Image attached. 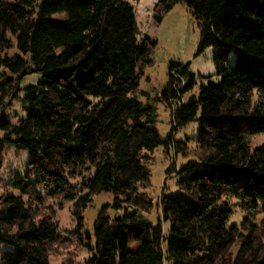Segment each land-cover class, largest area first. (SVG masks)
I'll use <instances>...</instances> for the list:
<instances>
[{"label":"trees","instance_id":"1","mask_svg":"<svg viewBox=\"0 0 264 264\" xmlns=\"http://www.w3.org/2000/svg\"><path fill=\"white\" fill-rule=\"evenodd\" d=\"M181 2L198 23L199 53L214 50L216 75L184 100L197 76L190 63L170 64L163 138L156 108L137 98L151 41L127 1L0 0V69L16 76L0 82V102L27 111L19 123L0 114V171L8 146L29 154L11 181L18 194L0 197V243L11 247L1 264H50L67 243L48 199L75 203L73 233L92 253L83 264H264V143L251 144L264 135V0H159L160 12ZM193 121L201 154L175 171L179 191L162 193L153 223L152 154L184 153L173 135ZM104 193L114 200L84 232V208ZM233 199L240 225L230 224Z\"/></svg>","mask_w":264,"mask_h":264},{"label":"rangeland","instance_id":"2","mask_svg":"<svg viewBox=\"0 0 264 264\" xmlns=\"http://www.w3.org/2000/svg\"><path fill=\"white\" fill-rule=\"evenodd\" d=\"M135 10V17L139 29V35L150 46L151 64L144 68H138L140 75L139 90L137 98L143 104H150L156 108L157 128L164 138L172 129L171 109L168 104L162 100L161 94L169 80V66L171 63H190L191 70L197 76V87L186 94L184 100L193 94H197L200 83L207 77H215L216 66L214 63L213 48H206L201 53V33L196 19L188 9L185 2L176 4L170 11L161 13L159 0H125ZM162 15L161 21L158 17ZM15 52V49L12 51ZM234 63L232 56L230 64ZM16 79L8 73H4L0 69V82L7 78ZM35 76H29L25 79L26 85L35 81ZM145 93V95H143ZM5 112L12 123H19L27 117V111L24 109L23 103L10 98L4 101V106L0 102V114ZM199 122L193 121L175 131L173 137L176 141H182L185 145V152L178 153L171 149L166 154L164 147H158L152 154V160L149 163L151 170V183L147 188V192L152 197L155 207L145 216L156 223L161 218V208L158 204L160 196L164 192L167 195L175 194L179 191L177 187L178 171L181 166L191 160H196L201 154L198 145ZM5 133L0 131V138ZM252 147L264 143V135H257L252 138ZM3 169L0 171V197L6 192L18 191L11 186L14 174H24L29 161V154L25 150L16 149L15 146H8L4 155ZM170 171V173L168 172ZM80 182V180L78 181ZM77 181L74 182L76 184ZM114 195L104 193L93 197V202L88 204L82 212L86 231H91L94 221L99 210L106 204L112 203ZM232 205V216L230 224L240 225L246 217L245 211L236 200H228ZM75 203H64L60 200L46 201V206H52L55 212V220L58 222L59 231L62 238L67 242L63 246L55 248L50 257V264H83L92 256L90 250L85 246V241L78 240L73 231L77 222L74 212ZM252 219V218H251ZM262 214L255 219L260 222ZM168 224L163 223L164 231H168ZM83 242V243H82ZM239 245H235L232 249L236 252ZM11 247L0 243V264L1 258L6 251H10Z\"/></svg>","mask_w":264,"mask_h":264}]
</instances>
